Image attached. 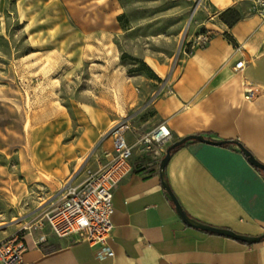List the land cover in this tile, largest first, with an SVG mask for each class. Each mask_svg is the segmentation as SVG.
I'll return each mask as SVG.
<instances>
[{
	"label": "crops",
	"instance_id": "0c3cea01",
	"mask_svg": "<svg viewBox=\"0 0 264 264\" xmlns=\"http://www.w3.org/2000/svg\"><path fill=\"white\" fill-rule=\"evenodd\" d=\"M239 61L245 65L236 70ZM153 107L172 139L157 152L135 147L133 172L113 195L108 241L113 257H99L97 247L75 236L57 238L45 221L62 204L67 189L81 188L89 171L108 164L111 141L99 145L79 139L35 158L24 184L31 197L36 190L41 200L19 222L0 227V243L24 237V264H264V239L247 244L187 225L160 178L161 160L175 142L192 135L227 141L214 145L190 140L173 150L167 182L192 219L244 236H264V171L236 145L264 164V16L211 33ZM129 133L127 140L134 145L137 139ZM41 237L45 241L39 243Z\"/></svg>",
	"mask_w": 264,
	"mask_h": 264
},
{
	"label": "rangeland",
	"instance_id": "374dc122",
	"mask_svg": "<svg viewBox=\"0 0 264 264\" xmlns=\"http://www.w3.org/2000/svg\"><path fill=\"white\" fill-rule=\"evenodd\" d=\"M257 16L264 0H0V227L41 200L24 184L35 158L154 130L191 52Z\"/></svg>",
	"mask_w": 264,
	"mask_h": 264
},
{
	"label": "built area",
	"instance_id": "2783aa9c",
	"mask_svg": "<svg viewBox=\"0 0 264 264\" xmlns=\"http://www.w3.org/2000/svg\"><path fill=\"white\" fill-rule=\"evenodd\" d=\"M244 65V61H239L235 69L241 70ZM129 131V124L120 126L115 133L108 164L99 171H89L88 178L81 188L67 189L62 204L46 217L48 226L57 238L75 236L78 242H87L97 247L99 257L114 256L108 246L115 211L113 195L115 189L133 172L132 158L135 147L141 146L148 152H157L172 139V132L165 123L142 134L134 145L127 140ZM39 228H43V225ZM44 241L45 237H41L39 243ZM26 251L27 243L24 237L13 236L0 243V264H24Z\"/></svg>",
	"mask_w": 264,
	"mask_h": 264
},
{
	"label": "water",
	"instance_id": "95a60500",
	"mask_svg": "<svg viewBox=\"0 0 264 264\" xmlns=\"http://www.w3.org/2000/svg\"><path fill=\"white\" fill-rule=\"evenodd\" d=\"M190 140H197L200 142H204V143H208V144H214V145H224V144L228 143L227 141H213V140L207 139L201 135H192V136H188V137H186V138H184L178 142H175L166 150V154L160 163V178L162 180V186L170 194V196H171V198H172V200L176 206V211L179 214V216L182 218V220L187 225H189L195 229H198V230L206 231V232L213 233V234L220 235V236H224V237H229V238H232L234 240H238V241H241V242H244L247 244H257V243L261 242L264 239V236H261V237L244 236V235L237 234V233H235L231 230H228V229L211 227V226L202 224V223L192 219L182 209L181 205L179 204V202L177 201L176 197L173 195V193L169 187V184H168L167 179H166L165 171H166L167 165L169 163V160L171 158L172 151L175 150L176 148L184 145L186 142H188ZM236 145L241 149V151L245 154V156L248 158L249 162L253 166L264 171V164H262L258 160H256L255 157L251 154V152H249L242 144L236 143Z\"/></svg>",
	"mask_w": 264,
	"mask_h": 264
},
{
	"label": "trees",
	"instance_id": "16d2710c",
	"mask_svg": "<svg viewBox=\"0 0 264 264\" xmlns=\"http://www.w3.org/2000/svg\"><path fill=\"white\" fill-rule=\"evenodd\" d=\"M242 19H236L235 21H233L230 25V27H233L235 24H237L239 21H241Z\"/></svg>",
	"mask_w": 264,
	"mask_h": 264
}]
</instances>
